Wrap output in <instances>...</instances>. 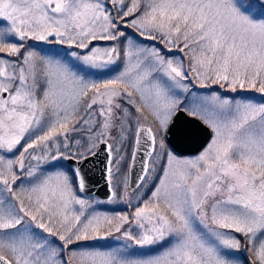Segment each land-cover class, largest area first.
Segmentation results:
<instances>
[{"label": "snow or ice", "instance_id": "snow-or-ice-1", "mask_svg": "<svg viewBox=\"0 0 264 264\" xmlns=\"http://www.w3.org/2000/svg\"><path fill=\"white\" fill-rule=\"evenodd\" d=\"M79 65L118 74L96 82ZM209 81L264 97V0H0V264H241L242 250L251 254L243 264H264V99L193 91ZM181 113L190 119L177 129ZM174 130L207 143L179 159L167 143ZM133 132L145 159L132 195L141 199L149 173L163 171L135 208L136 235L124 230L127 215L86 216L77 195L82 165L104 145L116 200L113 153ZM113 233L154 254L73 247Z\"/></svg>", "mask_w": 264, "mask_h": 264}, {"label": "rangeland", "instance_id": "rangeland-1", "mask_svg": "<svg viewBox=\"0 0 264 264\" xmlns=\"http://www.w3.org/2000/svg\"><path fill=\"white\" fill-rule=\"evenodd\" d=\"M109 7H111L110 4H109ZM121 27L123 28V26ZM125 31L133 37L134 41L138 37V34L132 28H127L125 29ZM139 40H140L141 46L156 45L157 47H161V48L163 47V45H161L159 41L145 40L142 37H139ZM35 43L37 44V48L46 49L49 47L48 45L42 42H35ZM94 44L95 46L103 48V47L109 46L111 42L96 41L94 42ZM173 54L174 55H184L183 53H179L176 50H174ZM135 59H136L135 57L132 58V63H135ZM184 62L185 64H187L188 62L187 57H185ZM74 63L79 64V62H74ZM116 63L119 65V70H123L124 58L121 57V59L118 60ZM115 67L116 65H110L106 68H89L84 65H79V68L81 69L79 74L83 75L88 80H94L96 82H103L104 80L112 78L114 75L118 74V72L112 71V69ZM189 75L191 76V73H189ZM209 84L211 85V87L209 88H200L199 85L193 83V91L197 93H201V94L216 92L224 98L235 97L236 99H240L242 97H253L256 101H260L264 99V97H262L260 93H257L251 89H243V90L238 89L237 92H231V91L226 90L225 88L220 87V85L218 84H211L210 81H209ZM132 111L134 112L135 109H132ZM73 135H77V134L74 133ZM113 135H115V133H113ZM78 138H81L82 144L84 145V147H87L88 142L82 137H78ZM133 138H134V132L129 134L128 139L124 140L122 144L117 142L115 145V147L120 149L118 153L116 152L113 153L114 161L119 160L120 163L119 164L113 163L112 165V168H113L112 186L116 189V191L119 194L116 200L109 202V199L100 200L95 197L81 195L80 192H77V195H78V198L86 200L88 204L90 205V207H87L85 209L86 216H91L96 213H100L102 215H108V216H116L118 214L127 215L130 218V222L129 224L124 226V230H130L132 231L134 235H136L138 234L139 229L135 224L131 222L133 219V213L135 211V208L138 206H142L143 201L148 199L151 196V191H154L155 186L159 184L158 177L163 175V171L160 165H157L156 171L149 173L148 182L144 185L142 189L139 190V192L142 194L141 199L138 200L135 196L132 195L136 191V189L132 191L127 189L129 193V199L131 202L130 203L121 202L120 196L123 195V191H124L122 181L124 180L125 177H127V168H128V163L130 160V153L132 149ZM83 150L84 149L81 148V151ZM192 155H178V158L186 159V158H190ZM121 157H123V159H121ZM29 162L33 165H36L37 163L36 161H29ZM160 164L161 165L167 164L166 157L160 160ZM65 166L67 167L66 163H65ZM46 168H47V165H43V164L39 165L40 171H43ZM79 208H80L79 205H73L74 211H78ZM73 247L78 248L79 250H82V251H96V250L107 251V250L116 249L119 251V253L123 257L128 258V259H136V258L145 257L150 254H154V249L156 246L139 247V246L134 245L131 241L124 240L121 237L120 233H113L111 236H108L103 239H92V240H87V241H80L78 245H74ZM67 255L68 254L65 253V257H67Z\"/></svg>", "mask_w": 264, "mask_h": 264}, {"label": "water", "instance_id": "water-1", "mask_svg": "<svg viewBox=\"0 0 264 264\" xmlns=\"http://www.w3.org/2000/svg\"><path fill=\"white\" fill-rule=\"evenodd\" d=\"M190 119L186 117L185 114L181 113L179 119L177 120V129L181 128L185 124V120ZM208 137L201 136L196 145H190L181 141L178 136L175 134L169 138L167 143L176 149V152L179 155H192L196 153V149L200 144H206ZM101 150L97 151L95 156L89 157L88 161L82 165V172L85 176V191L80 192L81 195L85 196H94L100 200H107L111 195L109 191L108 181H107V152L102 150L105 148L104 145L99 146ZM136 150L137 155L135 161L132 160L131 154L133 150ZM145 159V143L144 138H141L139 145L135 144V138H133L132 149L130 153V160L127 168V178L129 187L128 190L132 191L136 189V185L140 183L138 177L142 172V161ZM67 165V162H65ZM250 260V258L248 257Z\"/></svg>", "mask_w": 264, "mask_h": 264}, {"label": "flooded vegetation", "instance_id": "flooded-vegetation-1", "mask_svg": "<svg viewBox=\"0 0 264 264\" xmlns=\"http://www.w3.org/2000/svg\"><path fill=\"white\" fill-rule=\"evenodd\" d=\"M89 197H94V196H89ZM248 257L251 259V255L247 251L242 250L241 264H243V258H247L248 259Z\"/></svg>", "mask_w": 264, "mask_h": 264}]
</instances>
